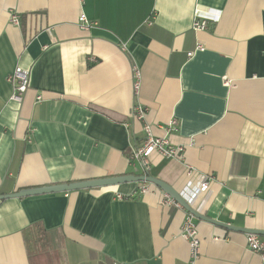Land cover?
Returning <instances> with one entry per match:
<instances>
[{"label": "crops", "instance_id": "0c3cea01", "mask_svg": "<svg viewBox=\"0 0 264 264\" xmlns=\"http://www.w3.org/2000/svg\"><path fill=\"white\" fill-rule=\"evenodd\" d=\"M196 7L220 21L194 31ZM81 15L96 25L81 29ZM17 67L30 78L21 103ZM145 124L184 147L183 160L154 153L149 174L179 193L193 188L186 166L212 177L190 207L236 230L194 217L193 260L188 212L156 186L29 196L0 201V264H264L244 231L264 232V0H0V195L144 175L128 152Z\"/></svg>", "mask_w": 264, "mask_h": 264}, {"label": "built area", "instance_id": "2783aa9c", "mask_svg": "<svg viewBox=\"0 0 264 264\" xmlns=\"http://www.w3.org/2000/svg\"><path fill=\"white\" fill-rule=\"evenodd\" d=\"M220 14L215 13L211 9H202L196 7L194 11L193 25L192 28L194 31H203L207 29L208 23H217L220 21ZM11 23L13 25H19V17L17 14H12L10 17ZM81 29L88 31L92 26L96 24L90 23L85 15H81L79 19ZM205 47L202 44H198L196 46L195 51L188 53V57L191 58L194 56L196 51H204ZM134 90L135 94H139L140 86H141V73L138 69H134ZM7 81L13 85L14 93L11 97V101H15L21 103L23 98L29 89L30 86V78L29 71L23 69L22 67H17L8 77ZM226 85H231L230 81L225 79ZM38 100L41 99V96H38ZM147 113V109L142 106H137L133 111V118L137 121H142L145 119ZM178 129V121L176 119H172L170 123L167 125V132H175ZM144 133L145 138L143 143L140 146L130 148L128 152V157L131 163H139L141 164L144 175L150 173V157L154 153H158L163 158L166 159H176L183 160L184 147H175L171 144L170 140L167 137H156L153 134L152 126L149 124L144 125ZM186 176L189 180V184L192 188L191 191H185L179 193L181 197L187 202L190 206L195 199L201 193H207L209 190V186L212 177L208 175H203L198 173L195 169L190 166H186ZM155 187L150 183H144L140 191L138 193H133L130 196H122L118 195L119 200L132 199L137 195H145L151 191V189ZM164 199L163 203L169 206H175L177 208L183 209L182 206L174 201L167 194H163ZM194 216L188 213L187 218L185 219L182 226V237L189 243L190 246V254L191 259L196 260L200 256L201 242L199 239V233L196 224L193 221ZM247 247L250 251L254 253H258L264 256V243L261 241L260 236L256 234H247ZM119 264V263H112Z\"/></svg>", "mask_w": 264, "mask_h": 264}, {"label": "water", "instance_id": "95a60500", "mask_svg": "<svg viewBox=\"0 0 264 264\" xmlns=\"http://www.w3.org/2000/svg\"><path fill=\"white\" fill-rule=\"evenodd\" d=\"M127 183L153 184L154 186L159 188L161 191H163L165 194H167L169 197H171L174 201L179 203L185 211L192 214L197 219H201V220L210 222L214 225L222 226L224 228L236 230L234 227L225 225L223 223H220L218 221H215L203 215H200L187 204V202L181 197V195L179 194L177 190H175L172 186L168 185L167 183L159 179H156L150 174L141 175V176L126 175V176H120V177H108V178L74 182V183L62 184V185H52V186H47V187L22 189L21 191L14 193V194L0 195V201L9 200V199H20V198L29 197V196H39V195H45V194L68 193L72 191L117 186V185H123ZM237 230H240V229H237ZM244 231L247 234L264 235V232H261V231H248V230H244Z\"/></svg>", "mask_w": 264, "mask_h": 264}]
</instances>
